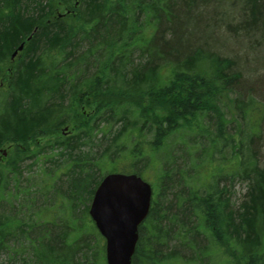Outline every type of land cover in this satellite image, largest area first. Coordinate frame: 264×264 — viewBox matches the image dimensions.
Wrapping results in <instances>:
<instances>
[{
    "label": "trees",
    "instance_id": "trees-1",
    "mask_svg": "<svg viewBox=\"0 0 264 264\" xmlns=\"http://www.w3.org/2000/svg\"><path fill=\"white\" fill-rule=\"evenodd\" d=\"M67 5L74 0H0V254L105 264L88 203L104 172L141 176L142 159L157 160L160 175L131 264H264V98L242 89L264 62L245 43L264 35V0H82L75 18L47 22ZM220 9L236 14L222 23L244 39L242 57L199 46ZM64 127L73 136L58 137ZM43 137L53 139L38 145ZM29 159L44 169L24 188ZM235 179L246 193L232 205ZM57 191L67 207L59 223L45 221L39 207Z\"/></svg>",
    "mask_w": 264,
    "mask_h": 264
},
{
    "label": "rangeland",
    "instance_id": "rangeland-1",
    "mask_svg": "<svg viewBox=\"0 0 264 264\" xmlns=\"http://www.w3.org/2000/svg\"><path fill=\"white\" fill-rule=\"evenodd\" d=\"M74 4H75V2H74ZM66 7H67L66 8L67 11H73V15L68 13L63 18H75L77 13H79V11H78L79 6L78 5H70V6L67 5ZM62 10H63V8H62ZM220 10L221 11H219V13L214 16V18H216L215 21H213V20L211 21V19L209 20V18L206 17L208 20L205 21V23L207 25H210V26H213L215 24L217 26V29H215L214 27L207 26V29H205L207 33L206 34L203 33V37L200 36V35H198V37H197V38H201V41L199 42V46L201 45V46L205 47L208 50L215 51L217 54H219L221 56H226L225 52L231 53L232 57L228 56L230 58H235V57L238 58V56H240V55L243 56L244 50L246 51V48L243 47L244 46L243 42H245L244 39H241L240 36L235 34V32L229 31L228 28L225 25H223V23H222V22L226 21L227 23L235 24V22H237L236 21L237 20L236 14H230L231 16L230 17L228 16V18H227V17H225V15H227L226 12L228 13V11H225V10H222V9H220ZM57 16H58V14L55 15V17H57ZM209 36H211V37L209 38ZM261 37H264V35L261 36ZM261 37L253 36L254 39L250 43H249V39L251 40L252 38H249L248 40L246 39L245 43L247 44V42H248V45H251L255 49H260L261 48V51L259 50L258 53L262 54L263 58H264V38H261ZM217 42H219L220 44L217 47H214L215 43H217ZM223 45H224V47H223ZM242 56H240V57H242ZM250 58H252V57L251 56H247L246 57V63L247 62H248V64L249 63H253V62H250V61H253V59L250 60ZM261 59L262 58L256 59L257 61L260 62L259 64H262V62H261L262 60ZM259 69H261V70H259ZM242 79L244 81L243 84H242V87H243L242 89H244L245 92L251 90L254 93V95H256L257 97H260V98H258L259 100L261 98H264V62L261 65L260 68H258V67L249 68L247 70L246 74L243 75ZM87 97L92 98L90 95H87ZM87 105H88L87 103L81 104L79 106V113L89 114L91 107H89ZM68 131H71V130H68ZM49 139L52 140L53 138H51V137L40 138V140H37V141H39V143H37V144L38 145H42V144L45 143L46 140H49ZM174 140H176V142H174V143L177 144L178 140L177 139H174ZM122 143L126 146L128 151L132 147V143L129 140L128 141H126V140L122 141L121 140L119 142V145L122 144ZM261 143H264V134H262V140L258 144H261ZM175 145H172L173 147H175L173 149H177V147ZM34 146L35 145L32 142L24 144L25 149L28 150V151L31 148H33ZM172 146H170V147L172 148ZM142 148H143V151H142L143 153L151 152L146 147H143V146H140V145L138 146V149H142ZM7 149H8V156L7 157H9L11 152L14 151V148L12 146V148L10 149L7 146ZM86 149L87 148L82 149V150H86ZM259 153H260L259 156H261L260 158H263V154H264V148L263 147L260 149ZM190 155H191V157H189V159L195 158V153L194 152H192V153L190 152ZM3 157H5V156H3ZM47 157L48 156H47V153H46V158L40 157V159L39 160L37 159V160L41 161V162H46V161H49V160H47L48 159ZM1 161H2V158H0V162ZM39 163L35 162V159H29V160H27L26 162L23 163L25 165L24 168H23V170L25 172L22 173V178H21L23 182H26L28 179H34L35 180L36 176L39 173H41L42 168L44 169V165L42 163H40V165H39ZM112 163L113 164H109L110 167L114 166L116 169L122 167L120 165L121 162L117 163L116 165H114V162H112ZM28 166H29V169L27 170ZM137 166L142 171L141 176L143 177V179L146 180L152 186H154L156 181H157L156 180L157 176L160 175L159 174V172H160L159 163H157V160H156V162H153L152 164L151 163H147L145 165L144 160L140 159ZM132 170H134V168H132ZM63 171H65V169H63ZM106 172H104V173H106ZM62 179L63 178H61V177H59L56 180L54 178L53 180H51V183L49 185H54V182H55L56 185H58L60 183H63ZM20 186H22V184H20ZM57 193H58V197L55 199V203H52V201L46 202V201H44V199H40V203L46 202L45 205H44L46 209H44V206L39 207L40 211L41 210L44 211V214L40 213L41 214L40 216H43L45 218V221L50 216H53L54 220H55V217L58 216V221L56 220V222L59 223L60 220H59L58 213H60V215H61V211H64V206L66 205V207H67V204H68L67 200L64 199V198H61V196H60V194L62 192L57 191ZM245 193H246V184L244 183V181L235 179L233 181V184L230 187V201H231V203H233L235 205L240 203V201L242 200V198L245 195ZM60 201L63 203L62 207L60 206ZM36 204H37V202H36ZM88 205H89V203H88ZM37 207H38V205H37ZM79 207H80L79 208L80 211L77 209L79 211V212H77V214H79L81 216V213H82L83 209H82V206H80V204H79ZM1 211L2 210H0V212ZM43 211H41V212L43 213ZM73 238H74V236H71V239H73ZM100 243L102 245H104V241H100ZM211 245L212 244H210L209 247H211ZM0 264H22V263H21V261L19 260V258L17 256L11 255L9 253L8 254L1 253L0 254Z\"/></svg>",
    "mask_w": 264,
    "mask_h": 264
},
{
    "label": "water",
    "instance_id": "water-1",
    "mask_svg": "<svg viewBox=\"0 0 264 264\" xmlns=\"http://www.w3.org/2000/svg\"><path fill=\"white\" fill-rule=\"evenodd\" d=\"M151 196V186L135 174L108 173L99 182L88 213L105 239L107 264H131L138 227L148 214Z\"/></svg>",
    "mask_w": 264,
    "mask_h": 264
},
{
    "label": "flooded vegetation",
    "instance_id": "flooded-vegetation-1",
    "mask_svg": "<svg viewBox=\"0 0 264 264\" xmlns=\"http://www.w3.org/2000/svg\"><path fill=\"white\" fill-rule=\"evenodd\" d=\"M74 2H75L74 5H77V0L74 1ZM62 8H63L62 12L60 11V12L58 13V10H56L55 13H56V14L58 13V17H57V18L62 17L63 15L66 16V14H68V13H70L71 15H73V11H67V10H66V8H67L66 6L61 7V9H62ZM56 14H54V16H55ZM63 129H64V130H63ZM68 130H69V129H67L66 127L61 128L58 137H71V136H73L74 132H71V131H68ZM22 186H23L24 188H26V186H27L26 182L22 183ZM14 202H15V203H20L19 200H16V201H14ZM54 203H55V202H54ZM16 207L18 208L17 205H16ZM58 215H59V214H58ZM55 220L58 221V216L55 217Z\"/></svg>",
    "mask_w": 264,
    "mask_h": 264
},
{
    "label": "bare ground",
    "instance_id": "bare-ground-1",
    "mask_svg": "<svg viewBox=\"0 0 264 264\" xmlns=\"http://www.w3.org/2000/svg\"><path fill=\"white\" fill-rule=\"evenodd\" d=\"M74 1H76V0H74ZM81 1L82 0H77V5L79 6V8H80V5H81ZM63 19H65V18H63V17H60V18H57V17H55L54 15L53 16H51L50 17V19L47 21L48 23H54V22H56L57 20H63ZM57 135H55V137H56ZM52 137H54V136H52ZM232 205H233V203H231ZM231 206V205H230ZM232 207V206H231ZM7 213V212H6ZM58 228L60 227V225L59 226H57Z\"/></svg>",
    "mask_w": 264,
    "mask_h": 264
}]
</instances>
